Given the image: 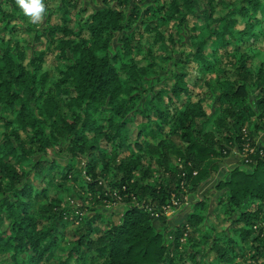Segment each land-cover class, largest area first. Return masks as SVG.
Wrapping results in <instances>:
<instances>
[{
	"label": "trees",
	"instance_id": "obj_1",
	"mask_svg": "<svg viewBox=\"0 0 264 264\" xmlns=\"http://www.w3.org/2000/svg\"><path fill=\"white\" fill-rule=\"evenodd\" d=\"M111 1L0 0V264H264V0Z\"/></svg>",
	"mask_w": 264,
	"mask_h": 264
},
{
	"label": "rangeland",
	"instance_id": "obj_2",
	"mask_svg": "<svg viewBox=\"0 0 264 264\" xmlns=\"http://www.w3.org/2000/svg\"><path fill=\"white\" fill-rule=\"evenodd\" d=\"M85 4L88 5L91 8H101L104 7L107 4L113 3L111 0H84ZM200 3L202 6H205L206 0H200ZM136 4L138 6V11L140 12L141 15L144 17H148L144 15V12L148 9L149 6L153 4V0H136ZM124 10H128L129 8L126 6L121 7ZM218 15L223 14V11H220L217 13ZM116 40V39H115ZM64 63L63 61L60 60H55L51 58L47 65L49 67H53L55 65H62ZM171 63V62H170ZM169 63V64H170ZM203 79V78H202ZM200 79L198 81V84H202L203 80ZM190 82L192 84H195V82L191 79ZM125 133L129 139L130 142H134L138 135H140V138L145 140L150 141L151 143H157L162 137H164V134L159 132L156 125L153 122L144 120L143 118H139L137 121H134L133 123H130L129 125L126 126L125 128ZM257 141L259 144H264V130H260L257 135ZM240 155L237 153L236 150H234L223 162L221 165V169L219 170L217 176L212 178L209 182H207L200 190V193H191L188 194L185 198L186 202L180 204L178 201H175L174 204L177 206L174 210L171 208L167 211V215L169 217V227L174 228L182 220L185 219L186 215L192 210V203L197 201L199 197L202 196V192L205 190H208L212 188V186L217 182L222 177H225L228 174L229 170H232L234 167H236L238 164H240ZM62 162H65L62 160ZM39 183V182H38ZM46 187V185H43ZM50 196L53 197H59L63 198L65 196L63 193L57 194L55 189H50L48 191ZM72 203L76 202V197L73 195V197H68ZM100 210L103 213L110 214L112 212L118 213L122 212L126 208L125 203H119L115 205H102L99 207ZM8 224V221H5L2 225V228L4 229ZM156 227L161 230V224L159 221H156L155 223ZM221 229V227H219ZM172 238L171 235H169L168 240ZM179 264H181V261H178ZM70 264H75L74 260L70 262Z\"/></svg>",
	"mask_w": 264,
	"mask_h": 264
},
{
	"label": "clouds",
	"instance_id": "obj_3",
	"mask_svg": "<svg viewBox=\"0 0 264 264\" xmlns=\"http://www.w3.org/2000/svg\"><path fill=\"white\" fill-rule=\"evenodd\" d=\"M16 3L24 14L30 18L32 23L41 21L45 12L43 0H16Z\"/></svg>",
	"mask_w": 264,
	"mask_h": 264
}]
</instances>
